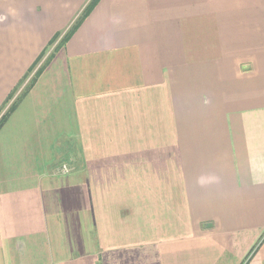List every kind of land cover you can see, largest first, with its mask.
Wrapping results in <instances>:
<instances>
[{"label":"crops","instance_id":"crops-1","mask_svg":"<svg viewBox=\"0 0 264 264\" xmlns=\"http://www.w3.org/2000/svg\"><path fill=\"white\" fill-rule=\"evenodd\" d=\"M88 2L0 0V264H264V0Z\"/></svg>","mask_w":264,"mask_h":264},{"label":"rangeland","instance_id":"rangeland-1","mask_svg":"<svg viewBox=\"0 0 264 264\" xmlns=\"http://www.w3.org/2000/svg\"><path fill=\"white\" fill-rule=\"evenodd\" d=\"M20 95L19 94H17L14 98H13V100L10 102V104L11 103H13L14 102V100H15V102H17V100H18V97H19ZM9 107V105L6 107V108H8ZM6 108H5V110H6ZM8 111V110H7ZM6 111V112H7ZM5 111H2L1 113H0V117H2L5 113H6ZM62 134V133H61ZM60 134V135H61ZM60 135H59V137H60ZM58 137V140H59V142H60V144L59 143H57V145H58V148H62L63 150V153H61L62 155H64V152L66 151V147H67V143L64 141V140H66L67 139V137H65L64 135H62L60 138ZM74 159V158H73ZM73 159H70L69 161L67 160V161H61V158H59V161L56 163V166L54 167L55 168V171H54V175L55 176H66V175H70L71 174V172L74 170V162L75 161H78L79 159L78 158H75L74 160ZM63 167H65V169L63 168ZM64 170L66 171V172H64Z\"/></svg>","mask_w":264,"mask_h":264},{"label":"trees","instance_id":"trees-1","mask_svg":"<svg viewBox=\"0 0 264 264\" xmlns=\"http://www.w3.org/2000/svg\"><path fill=\"white\" fill-rule=\"evenodd\" d=\"M99 0H89V2L87 3V5L85 6V8L83 9L81 15L79 16L77 22L73 25V27L67 32H65L63 35H62V40H66L70 35L71 33L77 28V26L79 25V22L82 21L83 19L86 18V16L94 9V7L96 6V4L98 3ZM24 94V92H22L21 94H19L20 96ZM20 96L18 97V99L20 98ZM18 101V100H17ZM17 102H14L11 104L10 107H8L6 109V113L0 117V127L1 125L4 123V121L6 120L7 116H9V114L12 112V110L14 109V106L16 105Z\"/></svg>","mask_w":264,"mask_h":264},{"label":"built area","instance_id":"built-area-1","mask_svg":"<svg viewBox=\"0 0 264 264\" xmlns=\"http://www.w3.org/2000/svg\"><path fill=\"white\" fill-rule=\"evenodd\" d=\"M64 169H65V167H63ZM64 172H66L65 170H64Z\"/></svg>","mask_w":264,"mask_h":264}]
</instances>
